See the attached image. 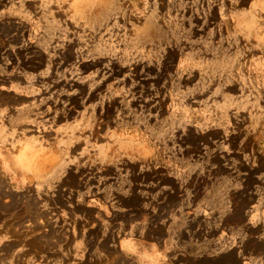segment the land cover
Instances as JSON below:
<instances>
[{
    "label": "rangeland",
    "instance_id": "obj_1",
    "mask_svg": "<svg viewBox=\"0 0 264 264\" xmlns=\"http://www.w3.org/2000/svg\"><path fill=\"white\" fill-rule=\"evenodd\" d=\"M88 2L110 31L103 48L70 41L65 24L57 50L7 52L16 69L47 75L27 100L1 93L0 76V105L12 103L11 118L22 123L12 140L0 138V264H131L118 256L114 227L99 226L105 216L86 204L114 221L159 201L169 211L188 182L168 174L183 166L203 176L205 191L222 188L234 208L225 220L248 219L238 240L248 255L224 263L264 264V219L251 215L264 206V0ZM68 3L58 6L65 18ZM87 109L91 130L74 112ZM34 136L49 154L78 158L76 171L22 188L1 160L16 155L31 169L36 142H23ZM118 208H136L135 216Z\"/></svg>",
    "mask_w": 264,
    "mask_h": 264
},
{
    "label": "crops",
    "instance_id": "obj_2",
    "mask_svg": "<svg viewBox=\"0 0 264 264\" xmlns=\"http://www.w3.org/2000/svg\"><path fill=\"white\" fill-rule=\"evenodd\" d=\"M61 1L63 0H0V28L7 30L3 35L5 46L0 48V76L1 81L6 83L1 88V93L5 95L15 93L23 100L38 94L41 87L38 82L47 75L45 74L47 70L29 72L25 69H16L20 67L17 59L9 57L7 52L12 54L31 47L43 51L57 50L63 42L60 34L65 24L71 26L70 41L78 42L85 50L97 49L98 46L103 48L107 44L110 31L103 23V15L94 11L89 6L88 0L76 2L69 0L70 11L67 18L62 17L58 9ZM1 35L0 30V39ZM90 77L92 76H87ZM25 105L22 109L27 107ZM29 107L31 108L30 105ZM13 108L12 103L0 105L1 139L12 140L16 128L22 124L11 118ZM74 112L79 121L78 126L83 130H91L94 122L91 109L74 110ZM56 118L55 116L52 120ZM50 124L58 127L56 121ZM32 141L36 142L35 149L38 153L31 169L18 167L15 164L16 155L5 156L1 160L5 173L15 181L19 180L22 188L30 187L33 183L31 179H37L39 183L45 185L47 180L57 175L65 177L71 171H76L78 158L49 154L44 150L45 147L40 146L36 136L28 137L23 145ZM184 168L183 166L181 170L170 176L168 174V178H176L177 181L181 178L185 183L188 182L182 189L183 201L169 208V211L167 205L159 201L156 205L147 207L148 213L141 214L138 218L114 221L102 207L86 204L89 208L100 210L105 216L99 220V226L106 228L107 231L114 227L110 231L117 238L118 256L131 264H205L206 260L209 264H225L224 260L231 254L234 258L242 253L248 255V251L238 244V240L242 238L240 236L244 233L242 227H248V219L245 222H238L237 219L225 220V216L234 208L230 204L223 203L222 188L214 186L205 191L203 187L198 186L201 183L199 178L203 176H199L198 172H184ZM189 179L191 181H188ZM132 211H136V208L135 210L118 208L114 212L123 216H135L134 213H130ZM163 211H168L166 217H161ZM206 212L209 215H206ZM251 215L254 219L263 220L264 206H254ZM81 234V238L75 240L77 249L83 244V233ZM113 260L115 259L110 260L111 264ZM241 264H252V262L248 261L247 257Z\"/></svg>",
    "mask_w": 264,
    "mask_h": 264
}]
</instances>
